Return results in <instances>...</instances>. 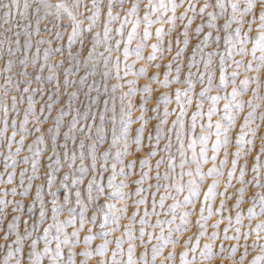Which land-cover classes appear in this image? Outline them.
<instances>
[{
    "label": "snow or ice",
    "instance_id": "obj_1",
    "mask_svg": "<svg viewBox=\"0 0 264 264\" xmlns=\"http://www.w3.org/2000/svg\"><path fill=\"white\" fill-rule=\"evenodd\" d=\"M0 62V264H264V0H0Z\"/></svg>",
    "mask_w": 264,
    "mask_h": 264
},
{
    "label": "rangeland",
    "instance_id": "obj_2",
    "mask_svg": "<svg viewBox=\"0 0 264 264\" xmlns=\"http://www.w3.org/2000/svg\"><path fill=\"white\" fill-rule=\"evenodd\" d=\"M3 2H7V0H3ZM23 2H24V0H20V4H21V6L23 5ZM30 2H31V0H30ZM49 2L50 3H56L57 2V0H49ZM203 2V0H201V3ZM121 17H123V13H121ZM131 19H135V17H132ZM116 27H118L119 26V24L117 23L116 25H115ZM195 26V25H194ZM126 32L127 31H130L131 30V27H132V25H131V23H129V24H127L126 26ZM154 28H155V26H153V37L152 38H150V43L151 42H154ZM141 30H142V26H141ZM125 35H126V33H125ZM132 46H135V42H133V45ZM248 47L249 48H251V43L248 45ZM148 51H150V49H145V53H147ZM257 56L260 54L259 53V51H257ZM249 58H250V54H249ZM130 59H135L134 57H130ZM143 62H137V64H136V67L138 68L141 64H142ZM165 63H166V61H165ZM229 63H231L230 61H229ZM3 62H0V68H3ZM231 69H229V71H230ZM150 71H155L154 69H151ZM161 79L163 78V76H162V73H163V71H164V69L163 68H161ZM262 79H264V75H262ZM143 82H146V81H141V83H143ZM3 83V76H2V74H0V84H2ZM254 86V85H253ZM155 87V86H154ZM173 87V89L176 87L175 85H173L172 86ZM231 89H230V86H229V89H228V91H230ZM160 91H164V89H160ZM213 94H215V93H213ZM153 95H155V92L153 93ZM210 103V102H209ZM209 103H206L205 104V106H204V108H205V110H207V107L209 106ZM223 103H224V101L223 100H221V101H219L218 102V106L222 109V105H223ZM150 107L151 106H154L153 104H151L150 103V105H149ZM170 108H175L176 107V105H175V103H173V104H171L170 106H169ZM192 110H194V109H189V112H188V115L190 116L191 115V111ZM134 116L135 115H138V113H134L133 114ZM175 117L173 116V117H170V120L171 119H174ZM205 119V122H206V120H207V118L205 117L204 118ZM216 119V116H213V120H215ZM0 126H2V124H0ZM151 126V125H150ZM137 127V125L136 124H133L132 125V128H136ZM197 131H199V128L197 129ZM145 135H147V133H145ZM19 137H17V139H18ZM215 137L213 136V137H211L210 138V141L211 140H213ZM147 143V141L145 140V144ZM198 147L199 146H197V151H198ZM0 150H2V151H6V148H4V149H0ZM24 153H21V155H23ZM211 153L209 152V155H210ZM255 153H253V155H254ZM46 155V154H45ZM189 155H190V151H189ZM153 169H152V171H153V174L155 173V167H154V160H153ZM210 166V162H209V164L208 165H205V170L207 169V167H209ZM3 169H2V156H0V171H2ZM162 171H163V168L161 169ZM42 171H43V169H42ZM177 171H179V169L177 168ZM185 179H187V178H185ZM154 182V181H153ZM105 183H106V179H105ZM233 183H235V181L233 182ZM0 187H3V185H0ZM221 188H222V186H221ZM17 199H20V197H17ZM201 199H202V197H201ZM168 203H171V201H168ZM245 207H247V205H245ZM153 219V222L155 221V217H153L152 218ZM213 219H215V217H213ZM258 219H264V218H258ZM247 223H248V221L247 220H245L244 221V225L245 226H247ZM254 224H255V221L253 222V226H254ZM164 227H165V230L167 229V225H164ZM70 230V229H69ZM97 230H99V229H97ZM157 233H158V230H157ZM81 235L83 236V233H81ZM114 236H118L119 235V232H117V233H114L113 234ZM189 235H191V233L189 232V233H185V236L187 237V236H189ZM101 241H99V240H96V241H94L93 243L94 244H98V243H100ZM153 243H155V241H153ZM201 243H203V241H201ZM112 246H114V241H113V245ZM170 247V246H169ZM2 255H3V253L2 252H0V258H2ZM109 255H110V253H109ZM191 257H189V259H190ZM89 264H93V262L92 261H90L89 262ZM214 264H220V262H219V260L217 259V261H215L214 262ZM224 264H228V262L227 261H225L224 262Z\"/></svg>",
    "mask_w": 264,
    "mask_h": 264
}]
</instances>
